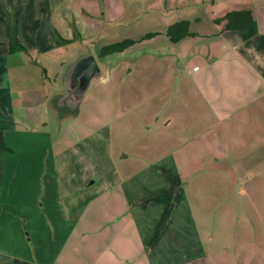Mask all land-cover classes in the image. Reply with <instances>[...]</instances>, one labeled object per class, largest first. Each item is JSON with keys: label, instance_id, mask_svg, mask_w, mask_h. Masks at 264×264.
<instances>
[{"label": "rangeland", "instance_id": "obj_1", "mask_svg": "<svg viewBox=\"0 0 264 264\" xmlns=\"http://www.w3.org/2000/svg\"><path fill=\"white\" fill-rule=\"evenodd\" d=\"M84 1L91 21L78 12L82 0H76L78 16L70 17L71 24L62 25L73 28L72 42L62 44L65 46L62 53L34 54L37 65L30 63L26 68L32 81L22 84L24 89L42 92L48 88L52 94L59 95L54 108H41L36 114L47 124L46 140L53 147L52 155L57 157V165L43 180L49 193L59 191L64 210L76 204L83 210L89 196L100 195L95 205L96 222L88 227L90 212L86 208L72 246L59 264H66L67 258L85 264L90 242L92 250L97 251L108 239H120L119 252L123 254L125 250L129 264H147V248L141 247L132 225L134 204L130 201L127 207L122 203L121 187L112 186L119 179H145L156 185L157 171L166 164L173 165L177 172L173 183L178 197L194 196L231 205L240 201V207L228 205L224 215L231 221L241 218L235 231L261 233L264 230V95H260V88L264 91V84H255L257 64L261 63L257 57H264V38L256 32L258 26L264 25V0ZM250 4L257 21L247 32H225L222 27L226 23L218 25L213 19L227 8L239 9ZM54 20L52 23L60 30L61 21L58 24ZM178 22H189L188 30L194 36L173 42L167 32ZM82 41L86 42L87 51L99 59L101 73L76 109L60 107L57 100L64 94L65 69L60 63L66 58L67 63L73 64L84 50ZM124 41L135 43L121 52L99 57L104 46ZM208 85L212 87L211 94L219 97V105L207 103ZM242 101H248L247 116L245 123L238 124ZM258 102L263 105L262 113L254 112ZM7 106L12 108L18 126L34 128V123L24 122L29 111L13 103ZM254 116L262 126L258 142L250 140ZM228 117L235 123L226 121ZM217 118H224L220 126L216 124ZM9 185L8 178L1 185L0 248L3 250L10 247L8 239H15L20 229L25 234L29 231L26 213L30 204L37 202L23 186L22 179L15 191L16 198L14 192L8 193ZM157 196L153 191H142L141 202L146 201L150 214L146 228L158 223V211L151 216L153 207H158ZM45 198L38 197L37 204L44 203L47 207ZM116 208L123 213L121 217L116 216ZM117 218H120L118 223ZM161 219L167 223L163 216ZM119 227L120 234L113 237ZM146 236L143 233L145 241ZM157 242L166 247L167 234H159ZM258 246L255 244L250 249ZM93 254L97 255L94 251ZM21 261L0 256V264H21Z\"/></svg>", "mask_w": 264, "mask_h": 264}, {"label": "crops", "instance_id": "obj_2", "mask_svg": "<svg viewBox=\"0 0 264 264\" xmlns=\"http://www.w3.org/2000/svg\"><path fill=\"white\" fill-rule=\"evenodd\" d=\"M29 3L30 0H0V134L11 149V151L0 149V203L3 197L1 185L6 184L7 178L10 184L9 194L14 192V198H16L15 191L22 179L23 186L28 188L32 198H37V202L30 204V210L26 213V226L29 231L25 234L24 230L20 229L21 232L15 239H8L10 247L7 250L0 248V256L21 259L23 260L21 264H59L64 253L72 246L74 235L86 208L90 212L88 227H92L96 222L97 208L95 205L100 195L95 193L89 196L83 210L79 205L76 207L77 204L64 210V207L61 206L63 198L59 191L49 193L43 180L49 176L51 168L55 164L57 165V157L52 155L53 147L46 140L48 136L47 124L43 118L39 120L36 114L41 108L49 106L54 108L55 100L59 95L52 94L48 88L42 92L24 89L22 84L32 81L26 68L30 66V63L37 65L34 54L62 53L65 46L59 42L57 35L68 40L74 38L73 28L62 26L71 24L70 17L76 18L80 12L87 20L91 21L92 16L86 8L87 3L84 0H82V5L80 4L78 12L76 7L79 5H76V0H32V3ZM243 9H252L255 17L254 7L250 4L239 9L227 8L213 19L215 21L221 19L227 12ZM210 13L213 16L214 11ZM9 14L14 19L16 41L25 46L27 52H10L6 40L8 34L7 16ZM31 19L35 22L32 23ZM53 19L57 23L61 21L62 28L60 30L52 23ZM256 21L255 17V23ZM255 23L250 26H255ZM222 28L224 29V26ZM224 31L234 32L225 29ZM256 32L259 37L264 38V25L258 26ZM244 42L246 43V41ZM85 43L82 41L84 50L79 57L88 52ZM244 56L246 57V55ZM257 60L261 63L257 64L258 74L255 85L262 86L264 84V57L260 55ZM60 64L65 68L64 77L67 68L72 63H67L64 58ZM208 76L211 77V73ZM211 93L212 87L208 85L207 103L219 105V97H215ZM260 95H264L261 88ZM8 99L10 101H7ZM12 103L29 111L24 122L34 123L33 129L18 126V120L12 117V108L7 106ZM245 103L248 101L241 103L243 109H241L242 115L237 121L238 124L245 123L244 118L247 116L248 109ZM255 106L254 112L262 113V103L258 102ZM225 119L229 123H235L232 117ZM223 120L224 118H217L216 124L220 126L223 124ZM37 122H41L40 126L37 125ZM251 123L254 125V130L250 135V140L258 142L262 126L255 116ZM175 171L173 165L166 164L165 167L157 171L160 180L158 179L159 182L157 181L156 185L145 179H119L112 186L121 187L122 203H126L127 207L130 205V201L134 204L131 207L132 225L135 232L138 233L141 247L147 248V264H264V230L261 233H250L248 230L247 232L235 231L241 218L238 217L237 221H231L229 216L224 215V209L228 205L236 208L241 206V202L235 201L231 205L230 202L227 204L225 201H212L194 196L178 197L177 186L173 183L176 181L175 177L178 176ZM148 187L150 191L147 189ZM143 190L147 193L153 191L158 194V207L155 205L154 212L151 214L153 216L158 211V223L153 222L151 228L145 227L150 214L146 208L148 207L146 201L141 202ZM161 194L166 195L162 196ZM38 197L42 200L46 197L48 206L45 207L44 203L39 206L37 204ZM11 202L16 203L14 200ZM50 203L51 206H49ZM117 203L116 201L115 205L120 208V203ZM118 208H116L118 210L116 216L121 217L123 213ZM214 214L215 216H212ZM162 216L163 220L167 219V223H162ZM246 219L250 220L248 217ZM116 221L118 223L120 218H117ZM120 232L121 228L119 227L118 231H114L113 237H116ZM143 233L148 237L146 241ZM159 234H167L166 247H162L160 242H157ZM110 235L112 237V233L108 234V236ZM2 239L0 236V241ZM91 244L92 242H90L91 256L89 255L85 264H129L130 260L126 259L125 250H122L123 254L119 252L120 239L104 240L102 247L97 251L92 250ZM255 244L259 246L250 249ZM114 248H118V250H114ZM93 251L97 255H94ZM66 260H68L66 264H76L75 260L68 258Z\"/></svg>", "mask_w": 264, "mask_h": 264}, {"label": "trees", "instance_id": "obj_3", "mask_svg": "<svg viewBox=\"0 0 264 264\" xmlns=\"http://www.w3.org/2000/svg\"><path fill=\"white\" fill-rule=\"evenodd\" d=\"M7 19H8L7 21L8 34L6 40L9 44L10 52L11 53L27 52L26 47L16 41L14 26L12 22L13 21L12 15L9 14L7 16ZM215 21L217 22V24L225 22L226 23V25L224 26L225 30L244 33L248 30V27H250L252 23L253 24L255 23V17L252 9H243L238 11L232 10L230 12H227L221 19L218 20L216 19ZM188 26H190L189 22H178L169 28L167 34L173 42L175 43L181 42L190 36H194V34L189 32ZM57 36L59 38V42L62 44L72 42L71 40L62 38L60 35ZM134 43L135 41H126V42L124 41L108 47L104 46L101 49L99 57L103 58L105 56L111 55L112 53L121 52L123 50H126L128 47L132 46ZM0 149L11 151L10 147L4 142L1 134H0Z\"/></svg>", "mask_w": 264, "mask_h": 264}, {"label": "water", "instance_id": "obj_4", "mask_svg": "<svg viewBox=\"0 0 264 264\" xmlns=\"http://www.w3.org/2000/svg\"><path fill=\"white\" fill-rule=\"evenodd\" d=\"M100 73L98 59L93 53L88 52L79 57L66 70L63 77L64 94L58 98L57 105L76 109Z\"/></svg>", "mask_w": 264, "mask_h": 264}]
</instances>
